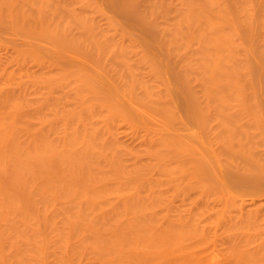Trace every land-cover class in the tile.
I'll use <instances>...</instances> for the list:
<instances>
[{
	"label": "bare ground",
	"instance_id": "1",
	"mask_svg": "<svg viewBox=\"0 0 264 264\" xmlns=\"http://www.w3.org/2000/svg\"><path fill=\"white\" fill-rule=\"evenodd\" d=\"M5 39L0 264H264V0H0Z\"/></svg>",
	"mask_w": 264,
	"mask_h": 264
},
{
	"label": "rangeland",
	"instance_id": "2",
	"mask_svg": "<svg viewBox=\"0 0 264 264\" xmlns=\"http://www.w3.org/2000/svg\"><path fill=\"white\" fill-rule=\"evenodd\" d=\"M7 36H9V34H6ZM4 42H5V46L4 47H1L0 48V63L2 64V65H8L9 63L7 62L8 60H7V57L9 56V54L11 53V51L13 50V48H14V42L13 41H9V40H7V39H5L4 40ZM251 58H252V60L253 61H256L257 60V58H256V56H251ZM125 129V130H124ZM121 130V129H120ZM129 130V129H128ZM125 127L124 128H122V130L120 131V135H121V137L123 138V139H126V140H129V141H133V138L134 137H136L135 136V134H134V137H133V134H132V132L130 131H128ZM191 132H192V135L194 136H192L191 135ZM193 132H196L195 134H193ZM181 136L185 139V140H192V138H198L196 141H195V144H196V147L199 149V150H202L203 149V147H202V139H207V138H205V134L203 133V132H200L199 131V129H198V127L197 126H195L194 124H187V127L186 128H184L182 131H181ZM139 139V138H138ZM135 140V139H134ZM140 140V139H139ZM138 140V141H139ZM135 142H136V140H135ZM137 144H139V142H136ZM140 143H141V141H140ZM208 144H211L208 140L206 141V145H208ZM214 147V149H215V145L213 146ZM199 152V151H198ZM195 181V180H194ZM197 181V180H196ZM195 181V182H196ZM194 185H195V183H193ZM198 184V183H197ZM196 184V185H197ZM193 187V186H192ZM192 187H190V188H192ZM195 187V186H194ZM197 187V186H196ZM195 187V189L193 188V192H191V193H194L195 194V191H199V190H197L198 188H196ZM199 187V189H200V186H198ZM189 188V189H190ZM192 189H190V191H191ZM201 190V189H200ZM189 193V192H188ZM198 193L200 194V192H197V195H198ZM194 194H193V198H194ZM181 195L182 194H176V196L174 197V200H172V202L174 201V204H176V205H178L179 203H181V200H182V202L185 204V205H187V200H188V202H189V199H186V200H184L183 198L181 199ZM187 195H189V194H187ZM187 195H186V198H189V197H191L190 195H189V197H187ZM197 195L195 194V198L197 197ZM199 196V195H198ZM182 197H185V195L183 196L182 195ZM238 197H240V195L238 196ZM242 198H244L243 200V204H244V206L247 208V207H252L253 208V206L254 207H256L257 205L258 206H264V191L263 192H259V193H250V192H246V193H244V194H242V196H241ZM226 199V198H225ZM225 199L223 198V199H219V201H220V205H222L223 206V204H224V202H225ZM238 199H240V198H238ZM184 200V201H183ZM190 200H193V199H190ZM242 199H240V202H242L241 201ZM216 201V200H215ZM190 203V202H189ZM173 204V203H172ZM218 204V205H217ZM216 205L219 207V203H217ZM180 205V204H179ZM175 206V205H174ZM243 206V207H244ZM257 208V207H256ZM219 234H218V236H216V238L215 239H217L216 240V242H215V239L213 240L212 238V241L209 243L208 241H210V239L207 241V242H205L204 243V245L207 247V245H209L210 244V246H208L206 249H204V248H201L203 251L205 250V254H207V253H210V254H212L211 255V258H213V256L215 257L216 255L219 257V255L217 254V253H219L218 251L220 250V252L222 251V250H225L224 248L222 249V246L223 247H225V245H222L221 246V244H223L222 243V238H223V233L219 230V232H218ZM224 239V238H223ZM224 242H225V239H224ZM209 243V244H208ZM221 248V249H220ZM209 250V252H207ZM203 251H202V253L200 254L201 255V257H200V259L202 260H204L206 257L208 258V256L206 255V256H204L203 255ZM217 252V253H216ZM216 255H215V254ZM222 253L224 254V252L222 251ZM222 253H220V256L222 255ZM209 254V255H210ZM205 258H204V257ZM216 256V258H218ZM224 256V255H223ZM226 257V256H225ZM220 258V257H219ZM222 258V257H221ZM220 258V259H221ZM227 258V257H226ZM226 258H224V260H226ZM209 259V258H208ZM219 259V260H220ZM212 260V259H211ZM214 260V259H213ZM216 260H218V259H216Z\"/></svg>",
	"mask_w": 264,
	"mask_h": 264
}]
</instances>
